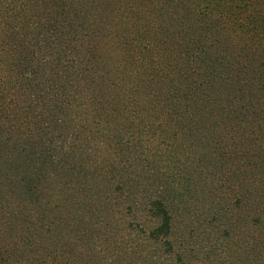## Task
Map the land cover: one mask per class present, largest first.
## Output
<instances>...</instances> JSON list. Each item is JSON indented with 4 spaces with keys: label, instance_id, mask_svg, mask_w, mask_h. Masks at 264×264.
<instances>
[{
    "label": "trees",
    "instance_id": "obj_1",
    "mask_svg": "<svg viewBox=\"0 0 264 264\" xmlns=\"http://www.w3.org/2000/svg\"><path fill=\"white\" fill-rule=\"evenodd\" d=\"M2 148L24 173L0 176L17 203L14 227L1 222L0 264L119 257L87 244L49 249L56 229L74 224L38 203L61 175L94 176L107 202L117 191L116 200L146 202L151 226L116 243L135 250L136 264H188L171 206L195 194L197 173L214 198L239 202V251L264 264V0H0ZM155 161L189 176L131 193ZM172 185H182L177 198ZM73 186L58 190L78 202ZM108 208L78 204V215L100 229L95 216Z\"/></svg>",
    "mask_w": 264,
    "mask_h": 264
},
{
    "label": "rangeland",
    "instance_id": "obj_2",
    "mask_svg": "<svg viewBox=\"0 0 264 264\" xmlns=\"http://www.w3.org/2000/svg\"><path fill=\"white\" fill-rule=\"evenodd\" d=\"M196 158H193V161ZM20 164H23L21 160L17 161L13 155L2 148V151H0V176L2 178L6 174L13 179L21 177L24 172ZM149 168V173H143L142 176V172L138 171L140 173V183L138 186L132 187L131 193L137 190L142 191L143 189L140 186L143 184L146 188H144V191L153 194L154 191L159 190L158 186L162 185L161 179L163 177L164 181L165 178L173 181V179L187 178L189 176V174H184L176 169L171 171L164 170L167 168V164H161L159 161L153 162ZM138 172L133 174L137 175ZM195 177L196 179L191 182V185L195 186V194L188 196L183 201L176 199V202H173L171 206V208L173 207L171 213L173 215L175 236L183 240L191 251L188 255L190 257H185L184 261H188V264H256L257 256L255 257L251 253H243L238 248L241 243V240L236 238L240 230L239 202H234L235 198L233 196H226V198L221 199L214 198L211 193L214 186H211L208 182H203V178L198 179V173ZM0 181L6 184L3 179H0ZM94 181L95 177L92 175H87L86 179L78 182H71L68 178L61 175V177L57 178V183L44 184L43 190L45 189L44 198L46 202L38 203L47 206V217L51 218L52 221L62 219L63 224L74 222V224H70L71 226H61L56 229V234L54 233L52 236L56 238L50 239L55 241V243L51 244L49 249L58 246L68 252H75L77 249L79 252V246L87 244L89 251L97 249L110 259L115 253H118L119 257L114 259L111 264H136L137 253L135 250L124 252L117 247L116 243L121 240L122 236L124 239L126 238V231L135 236L138 235L139 226L145 224L146 226H143L142 229L151 226V221H148L150 220V214L147 213L146 202L127 201L128 199H123L122 197L116 200L114 198L120 196L118 191L114 193V198L111 197L112 200L110 199V202H107V199L103 198V196L108 191V188L104 184H94ZM68 182H70V185L74 184L72 188H78V202H71L65 192H59L58 187L65 188ZM97 182L99 181L97 180ZM181 186H173L176 192L170 194V198L173 196L177 198L181 193ZM170 188L168 186L165 190ZM6 189L9 188L2 189L0 185V190H3L1 197H4L0 205L2 208V210L0 209V226L3 220H7L10 226L14 227L12 214L17 211L15 206L17 203L10 202L14 197L9 199V195L15 193V185L12 186V190ZM56 192L58 193L55 194ZM25 203L23 202V204ZM144 203L145 205L140 209L139 206ZM78 204H92L93 208L95 206L109 207L95 216H98L101 221L103 220L100 229H96L93 225L95 218L89 220L90 216L87 214L85 215L87 219L80 220L82 214L78 215ZM216 219L218 220V226L222 230L221 232H218L217 226H213L216 223L213 221ZM18 220L20 222V219ZM135 227H138V231H136ZM97 230H100L99 232L101 233ZM223 230H225L224 235L222 234ZM79 231L84 235L82 242L80 239L78 242H74L73 238L78 236ZM58 235H63V237L60 239ZM226 235H229V237H226ZM11 237L8 236V239ZM133 239H136V237H133Z\"/></svg>",
    "mask_w": 264,
    "mask_h": 264
}]
</instances>
